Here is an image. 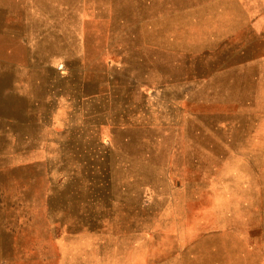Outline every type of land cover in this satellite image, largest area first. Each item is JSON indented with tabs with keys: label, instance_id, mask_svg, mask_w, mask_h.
I'll return each mask as SVG.
<instances>
[{
	"label": "rangeland",
	"instance_id": "374dc122",
	"mask_svg": "<svg viewBox=\"0 0 264 264\" xmlns=\"http://www.w3.org/2000/svg\"><path fill=\"white\" fill-rule=\"evenodd\" d=\"M0 264H264V0H0Z\"/></svg>",
	"mask_w": 264,
	"mask_h": 264
}]
</instances>
